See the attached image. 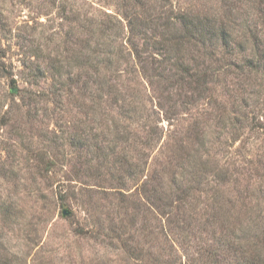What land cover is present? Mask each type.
<instances>
[{
    "label": "trees",
    "instance_id": "trees-1",
    "mask_svg": "<svg viewBox=\"0 0 264 264\" xmlns=\"http://www.w3.org/2000/svg\"><path fill=\"white\" fill-rule=\"evenodd\" d=\"M219 1L223 11L216 7L217 12L210 8L202 14L176 0H39L35 18L60 19L51 33L42 22L41 27L30 21L16 26L0 17V39H21L28 84L51 82L40 88L39 100L88 107L82 133L69 134L61 126L70 136L54 132L55 142L64 137L79 157L91 154L80 167L67 162L76 178H67L70 191H60L57 200L87 204L96 220L77 232L91 234L137 264H264V142L257 160L247 158L248 150H232L247 131H256L255 138L264 141V96L249 103L252 109L245 100L237 103L247 88L231 78L263 75L264 37L259 30L250 34L253 38L234 36L232 21L220 14L231 19L237 0ZM109 5L115 12L108 11ZM36 32L49 42L57 36V51L35 46ZM6 56L0 41V71L5 73ZM93 91L100 101L87 104ZM103 98L119 109L131 105L135 113H123L128 122L122 125L114 115L108 117ZM95 106L106 117L101 124L109 123L114 131L109 139H100L92 125L93 136L87 133L85 124ZM160 112L178 126L166 133L171 142L163 140ZM135 126H150L144 140L131 139ZM212 133L217 144L229 149L228 159H202L200 143L210 141ZM117 140L135 144L119 152ZM35 158L42 175L59 165L48 151H37ZM87 169L95 181L82 180ZM255 176L259 209L250 206L252 197L246 195ZM0 216L10 220L11 206L3 202ZM3 250L0 264H15L9 249Z\"/></svg>",
    "mask_w": 264,
    "mask_h": 264
},
{
    "label": "rangeland",
    "instance_id": "rangeland-1",
    "mask_svg": "<svg viewBox=\"0 0 264 264\" xmlns=\"http://www.w3.org/2000/svg\"><path fill=\"white\" fill-rule=\"evenodd\" d=\"M176 1L183 7L198 10L202 14H206L205 12L210 8H214L215 12H217L216 7L220 11L226 8L222 7V4L220 6L219 0ZM38 3L39 0H0V17L11 20L12 24L16 26L25 21H30L36 25L42 22L46 24V29L51 33L57 29L54 25H58L60 19L53 22L46 21L44 16L35 18L36 12L33 11V7ZM237 4L231 19L228 14H220L226 20H230V23L232 21L234 36L243 38L248 35L253 38L250 34L259 30V37H264V0H237ZM107 8L108 11L115 12L114 6L109 5ZM41 30L38 28V31ZM14 35H16V31H14ZM32 38L35 39V46H40L42 50L51 49L56 52L58 49L57 36L50 39L51 42H49L45 35L36 32ZM239 40L240 38H238ZM0 41L7 49L5 58L7 72L0 71V206L5 202L6 205L11 206L12 213V218L7 221H4L3 217L0 216V253L5 251L3 249L8 248L15 264H137L134 259L121 250L96 241L91 234L84 236L77 232L80 226L92 227L93 221L96 220L95 212L90 210L92 211L90 212L92 213L91 217L86 210L91 209L87 204L72 201L65 205L57 200V194H60V191L62 193L70 191L69 188L71 187H69L70 183L67 178H76L75 174L70 171L72 166L67 162L71 160V165H74L73 168H77L80 167V162L87 156L91 157V154L79 157L77 149L64 144L68 140H65L64 137H57L58 140L55 142V137L63 136L64 130H68L69 134L72 131L82 133L81 121L86 118L85 114L88 107L85 110H80L79 107L75 106L76 104H66L65 101L55 103L52 100H39L37 95L41 90L40 88H49L50 80L42 81V87L29 85L26 81L28 70L24 69L22 65L21 39L14 37L10 41L5 39H0ZM47 41L49 47L45 45ZM239 46L238 43L235 47L238 49ZM247 46L252 47L251 42ZM262 74L258 77L253 75L249 77V75L240 79L231 76L233 81L240 82L241 86L247 88L239 97L238 94L234 97H238L237 103L245 100L246 103H253L254 105V101H259L260 94L264 96V73ZM12 79L16 82H13ZM13 83L20 87V91L12 92L13 88L17 89ZM235 86L239 87V84ZM23 88L25 89L22 90ZM94 95L95 92L93 91L92 100H88L87 104L94 105L96 101H100L99 95L96 98ZM109 98H106L105 102H103L104 98L101 100V107L109 112V118H113L114 115L116 122L122 125L126 124L128 119L123 118L122 114L133 115L135 113L133 107L130 105L125 106L123 108L125 110L119 109V107H114V102ZM219 98L221 97L219 96ZM152 104L155 105L156 102H150L151 107ZM94 108L95 110L92 108L89 112L91 119L85 124L87 133L93 136L90 127L95 126L98 127L96 131L100 135V139H109L110 134L112 137L114 131L109 129V123L101 124L106 117L100 113V107L95 106ZM248 108L252 109L250 104ZM160 115L162 121L159 124L165 131L163 140L171 142L170 138L166 139V136H169L166 133L177 129L178 126H174L173 122L166 120L161 112ZM142 121L136 122L131 119L130 122L142 124ZM59 126L64 130L60 129ZM149 127L147 130H150ZM147 130L144 126L133 127L130 131L131 139L133 137L137 141L140 138L144 140ZM214 130L218 131L219 129L215 127ZM255 133L256 131H247L241 139L236 141L235 146H232V150L235 152L248 150L247 158L253 157L257 160L259 157L257 148L264 141L256 139ZM69 134L66 132L64 136L68 137ZM215 135L216 133H212V136L210 135L212 138L210 141L207 140L205 144L200 143L199 151L203 155V160L212 162L214 157L221 161L228 159L229 149L217 144L214 140ZM248 136H252L249 142ZM116 144L119 152H125L129 145L135 143L131 140L128 143H121L117 140ZM39 150L51 152L54 157L59 159V165L56 166L55 171L44 175L39 173L35 167V155ZM120 154L125 155L126 153ZM105 166L107 165L101 169L106 175L108 169ZM89 173L88 169L85 170L82 173V180L95 181L88 176ZM106 177L109 178L110 175L107 174ZM254 181L250 184L251 187L248 188L249 192L246 195L252 197L250 206L259 209V205H257L259 204V178L255 176ZM75 182L79 183L77 180ZM260 203L264 207V200ZM66 206L70 207L71 212L64 216L63 209Z\"/></svg>",
    "mask_w": 264,
    "mask_h": 264
},
{
    "label": "water",
    "instance_id": "water-1",
    "mask_svg": "<svg viewBox=\"0 0 264 264\" xmlns=\"http://www.w3.org/2000/svg\"><path fill=\"white\" fill-rule=\"evenodd\" d=\"M12 92L13 93L17 92V89L16 88H13L12 89ZM70 212H71V210L68 207H64V209H63V215L64 216H67L68 214H70Z\"/></svg>",
    "mask_w": 264,
    "mask_h": 264
}]
</instances>
